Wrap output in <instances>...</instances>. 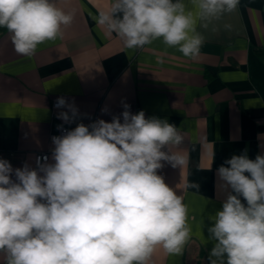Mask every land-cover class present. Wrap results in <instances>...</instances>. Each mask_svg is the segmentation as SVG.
<instances>
[{"label":"clouds","instance_id":"obj_1","mask_svg":"<svg viewBox=\"0 0 264 264\" xmlns=\"http://www.w3.org/2000/svg\"><path fill=\"white\" fill-rule=\"evenodd\" d=\"M188 2L191 10L185 0H112L95 19L129 49L162 39L194 58L203 43L197 22L236 11L240 0ZM72 20L54 0H0V28L20 55L56 40ZM55 106L67 109L58 114L65 123L78 115L63 97ZM123 107V122L119 116L99 119L54 136V163L37 157L35 169L27 163L14 169L0 159V253L6 264H149L158 247L183 253L191 239L188 209L158 174L163 162L185 163L170 151L183 144V134L166 119ZM225 164L217 175L220 187L231 191L222 210L209 217L214 225L208 239L215 242L209 264H264V155L252 160L245 151Z\"/></svg>","mask_w":264,"mask_h":264},{"label":"crops","instance_id":"obj_2","mask_svg":"<svg viewBox=\"0 0 264 264\" xmlns=\"http://www.w3.org/2000/svg\"><path fill=\"white\" fill-rule=\"evenodd\" d=\"M54 2L73 20L31 55L18 54L11 34L0 32V159L14 169L25 163L35 169V155L49 149L58 125L72 130L114 116L123 122L125 103L132 114L143 110L146 118L166 119L183 134V144L170 151L185 163L163 162L158 174L183 197L191 239L180 255L158 247L149 264H209L215 243L208 239L207 229L214 225L209 217L222 210L231 191L220 187L218 168L245 151L252 160L264 155V0H240L232 13L199 20L203 43L194 58L162 39L127 48L95 19L112 0ZM60 97L78 109L72 123L58 119L67 109L52 110ZM52 152L48 163H54ZM193 183L198 190L189 187ZM0 264H6L3 253Z\"/></svg>","mask_w":264,"mask_h":264},{"label":"built area","instance_id":"obj_3","mask_svg":"<svg viewBox=\"0 0 264 264\" xmlns=\"http://www.w3.org/2000/svg\"><path fill=\"white\" fill-rule=\"evenodd\" d=\"M144 47H145V46H144ZM144 47H142V48H144ZM142 48H139V49H142ZM56 101H57V99H54L53 102H52V110H57V109H59V108H57V107L55 106V105H56ZM261 122L264 123V114H262ZM67 131H70V129H68V128H66V127H61V128L59 129V131H58L57 134H52V135L50 136V138H49V149H48L47 151H45V152L38 153V154L35 155V157H34L35 165H36V158H37V157H40L41 160L43 161V158H44V157H48V156H49V152L54 150L55 145L53 144L52 138H53L54 136H63V135H65V134L67 133ZM36 166H37V165H36Z\"/></svg>","mask_w":264,"mask_h":264},{"label":"trees","instance_id":"obj_4","mask_svg":"<svg viewBox=\"0 0 264 264\" xmlns=\"http://www.w3.org/2000/svg\"><path fill=\"white\" fill-rule=\"evenodd\" d=\"M7 29H5V28H0V32H2V31H6Z\"/></svg>","mask_w":264,"mask_h":264}]
</instances>
